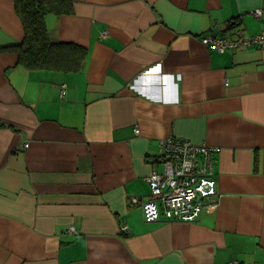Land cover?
Wrapping results in <instances>:
<instances>
[{
    "label": "crops",
    "instance_id": "1",
    "mask_svg": "<svg viewBox=\"0 0 264 264\" xmlns=\"http://www.w3.org/2000/svg\"><path fill=\"white\" fill-rule=\"evenodd\" d=\"M71 1L44 25L85 49L78 70L24 67L0 0V264H264V48L200 40L259 33L264 0ZM169 135L216 149L217 192L145 222Z\"/></svg>",
    "mask_w": 264,
    "mask_h": 264
},
{
    "label": "built area",
    "instance_id": "2",
    "mask_svg": "<svg viewBox=\"0 0 264 264\" xmlns=\"http://www.w3.org/2000/svg\"><path fill=\"white\" fill-rule=\"evenodd\" d=\"M236 22L230 21L233 24L230 26L234 27ZM232 34V37H225L209 33L200 40L219 51L248 46L264 48V28L257 34L246 35L237 28ZM65 93L66 85L62 83L60 98ZM134 131L138 132V128ZM161 146L162 154L157 160L163 168L152 171L146 178L149 193L141 202L142 218L145 222L157 221L161 216L166 220L194 221L217 192L211 164V152L216 149L172 135L165 137ZM228 264L244 263L231 261Z\"/></svg>",
    "mask_w": 264,
    "mask_h": 264
},
{
    "label": "trees",
    "instance_id": "3",
    "mask_svg": "<svg viewBox=\"0 0 264 264\" xmlns=\"http://www.w3.org/2000/svg\"><path fill=\"white\" fill-rule=\"evenodd\" d=\"M15 8L22 20L24 34L20 42L10 47L16 50L18 61L26 68L78 70L85 49L76 43L58 42L48 33L44 16L49 13L73 12L71 0H15ZM234 23L235 19H231ZM233 25L228 22V26Z\"/></svg>",
    "mask_w": 264,
    "mask_h": 264
}]
</instances>
